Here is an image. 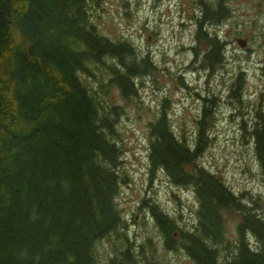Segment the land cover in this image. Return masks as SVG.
Wrapping results in <instances>:
<instances>
[{
  "label": "trees",
  "instance_id": "16d2710c",
  "mask_svg": "<svg viewBox=\"0 0 264 264\" xmlns=\"http://www.w3.org/2000/svg\"><path fill=\"white\" fill-rule=\"evenodd\" d=\"M88 1L0 0V264H93L94 246L124 228L115 203L122 153L116 108L101 102L83 79L90 67L104 69L109 78L100 86L112 84L125 99L135 95L134 80L149 63L147 57L135 60L128 42L97 32ZM222 3L205 5L203 21L229 19ZM200 26L195 41L206 51L199 61L212 70L222 62L225 42ZM200 113L190 147L173 134L162 110L148 123V174L160 171L171 185L190 189L196 201L186 230L154 206L150 217L164 246L176 242L191 264H264L259 198L247 203V192L237 196L197 164L208 120L205 108ZM253 122L248 136L264 178V123ZM233 213L240 218L228 242L225 221ZM129 249L124 238L107 264H134Z\"/></svg>",
  "mask_w": 264,
  "mask_h": 264
},
{
  "label": "rangeland",
  "instance_id": "374dc122",
  "mask_svg": "<svg viewBox=\"0 0 264 264\" xmlns=\"http://www.w3.org/2000/svg\"><path fill=\"white\" fill-rule=\"evenodd\" d=\"M93 0L87 13L97 32L111 41H126L136 53L135 60L147 57L149 66L134 80L135 95L122 98L112 84L100 86L109 78L104 69H89L83 82L101 101L116 108L117 146L121 150L118 176L121 178L115 199L124 228L102 238L93 249V264H107L115 247L126 239L134 264H191L182 249H167L163 237L150 217L148 208L166 214L181 230L190 228L196 201L190 189L171 185L160 172H147L148 123L162 110L177 137L188 147L194 140L201 109L208 120L203 127L204 145L197 164L213 172L237 196L249 203L256 196L264 211V178L259 174L251 149L249 130L253 121L264 123V0H226L229 19L218 27L204 26L225 42L220 65L206 70L199 61L202 43L192 41L191 34L175 24L173 4H156L155 0ZM212 4L215 0H205ZM154 3V4H152ZM189 19L195 25L199 7L187 4ZM194 9V16H191ZM159 13V15H158ZM146 19V20H145ZM160 19V22H157ZM149 36L147 41L145 38ZM194 39V38H193ZM236 39L246 43L240 49ZM99 67V65H98ZM239 77V86L235 81ZM165 101V104H164ZM239 214L225 221L228 242ZM175 241L178 233L173 232ZM253 244L254 239L244 234Z\"/></svg>",
  "mask_w": 264,
  "mask_h": 264
},
{
  "label": "flooded vegetation",
  "instance_id": "af4514ba",
  "mask_svg": "<svg viewBox=\"0 0 264 264\" xmlns=\"http://www.w3.org/2000/svg\"><path fill=\"white\" fill-rule=\"evenodd\" d=\"M186 1L187 4H194V5H197L199 7V17H197V21L195 23V25L193 23H191L190 19H189V7L186 5V4H183V2ZM216 1V0H215ZM214 1V2H215ZM225 5V2L226 0H222ZM148 0H145L143 4H148L147 3ZM156 4H173V9H174V15L177 16L179 15V17H181L180 19H183L184 22L182 23L181 20H179L176 24H175V27H181L182 31L183 32H186V33H189L191 34L190 38H191V42H190V47H192V41L196 40L195 39V34L198 30V25L201 23V31H204L207 33V35L209 36L210 34L212 35H215V37L217 38V34H216V31L213 29L212 32L210 33L208 30H206L204 28L205 25L207 24H212L210 22H206V21H203V16H204V11H203V8H204V4H206V1L205 0H155ZM214 2L212 4H214ZM154 4V3H152ZM227 7V6H226ZM159 15V13H158ZM191 16H194V9H191ZM146 20V19H145ZM157 22L159 23L160 22V19H157ZM220 23L222 21H219ZM218 23V22H217ZM219 23V24H220ZM219 24H216V23H213V25H215L214 28L218 27ZM194 38V39H193ZM148 39H150L149 36H147L145 38V40L147 41ZM220 39V38H218ZM192 53L196 52V51H200L202 54L206 51L205 49H201V50H198V49H194V48H191L190 50Z\"/></svg>",
  "mask_w": 264,
  "mask_h": 264
},
{
  "label": "water",
  "instance_id": "95a60500",
  "mask_svg": "<svg viewBox=\"0 0 264 264\" xmlns=\"http://www.w3.org/2000/svg\"><path fill=\"white\" fill-rule=\"evenodd\" d=\"M235 43L240 49H243L246 45V43L243 39H236Z\"/></svg>",
  "mask_w": 264,
  "mask_h": 264
}]
</instances>
